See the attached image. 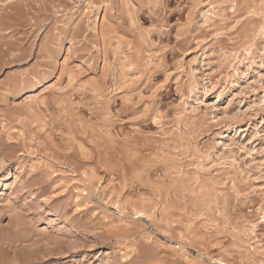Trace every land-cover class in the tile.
Segmentation results:
<instances>
[{
	"label": "rangeland",
	"instance_id": "1",
	"mask_svg": "<svg viewBox=\"0 0 264 264\" xmlns=\"http://www.w3.org/2000/svg\"><path fill=\"white\" fill-rule=\"evenodd\" d=\"M0 264H264V0H0Z\"/></svg>",
	"mask_w": 264,
	"mask_h": 264
},
{
	"label": "bare ground",
	"instance_id": "2",
	"mask_svg": "<svg viewBox=\"0 0 264 264\" xmlns=\"http://www.w3.org/2000/svg\"><path fill=\"white\" fill-rule=\"evenodd\" d=\"M106 108V107H105Z\"/></svg>",
	"mask_w": 264,
	"mask_h": 264
}]
</instances>
